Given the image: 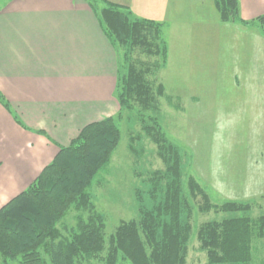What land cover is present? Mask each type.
Wrapping results in <instances>:
<instances>
[{"label": "trees", "instance_id": "trees-1", "mask_svg": "<svg viewBox=\"0 0 264 264\" xmlns=\"http://www.w3.org/2000/svg\"><path fill=\"white\" fill-rule=\"evenodd\" d=\"M8 0H0V6ZM221 21L255 26L264 35V14L251 21L240 18L239 0H213ZM100 28L117 55L114 96L116 115L91 122L80 129L38 176L19 194L0 207V257L3 264H185L191 227L182 223L188 196L203 200L200 211L241 214L203 222L196 238L208 264H252V243L264 239V214L249 215L251 203L210 201L208 194L191 177L184 195L181 156L167 142L157 118L159 98L164 95L155 73L166 64L167 44L162 23L136 18L120 5L105 0H88ZM155 60H151V58ZM5 106H7L5 104ZM121 110L132 111L144 133L156 146L165 163L163 173L150 177L154 201L164 183L162 198L150 209L140 207L139 218L121 221L105 239V221L94 208L90 189L105 173L120 140ZM146 112V114H145ZM141 135L129 137V148ZM75 211L74 223L65 222Z\"/></svg>", "mask_w": 264, "mask_h": 264}, {"label": "rangeland", "instance_id": "rangeland-1", "mask_svg": "<svg viewBox=\"0 0 264 264\" xmlns=\"http://www.w3.org/2000/svg\"><path fill=\"white\" fill-rule=\"evenodd\" d=\"M142 1L157 4L159 0ZM188 16L186 13L185 17ZM178 27L182 28L167 23L163 30L168 55L155 78L163 84L165 92L158 100L159 110L151 115L157 116L167 142L180 153L184 195L187 179L191 177L211 202H249V215H262L264 49L259 64L256 60L252 70L253 56L250 54L247 61L246 55L240 54L243 49L237 50V42L233 48L231 43L222 47L221 42H214L215 55H212L211 42H200L206 40L201 28H197L199 35H196L193 29L182 28L177 32ZM119 128L120 140L107 170L96 177L89 190L95 210L104 218L106 241L121 221L138 219L140 207L150 210L162 198L164 189L162 183L157 200L151 199L149 177L155 171L163 173L166 165L159 158L155 144L141 132L136 114L121 110ZM131 135H141L133 143V150L129 148ZM188 200L190 213L186 208L182 212V223L188 222L191 227L185 264H208L196 238L197 229L203 222L241 214L200 211L203 204L200 196L196 199L188 196ZM75 214L72 210L66 217L68 225L74 223ZM252 254V264H264V239H254ZM6 264L18 263L7 261ZM92 264L103 262L94 260ZM118 264L130 263L120 259Z\"/></svg>", "mask_w": 264, "mask_h": 264}, {"label": "crops", "instance_id": "crops-1", "mask_svg": "<svg viewBox=\"0 0 264 264\" xmlns=\"http://www.w3.org/2000/svg\"><path fill=\"white\" fill-rule=\"evenodd\" d=\"M105 1L162 23L163 30L173 23L199 35L201 28L206 40L200 42H211L212 55L214 42L232 48L237 42L247 61L253 56L252 70L259 64L264 35L255 26L221 21L213 0ZM239 5L244 21L264 14V0ZM116 76V52L88 0H8L0 6V207L81 128L116 114Z\"/></svg>", "mask_w": 264, "mask_h": 264}]
</instances>
